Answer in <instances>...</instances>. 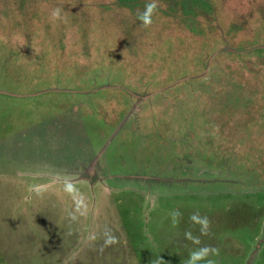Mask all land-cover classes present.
Listing matches in <instances>:
<instances>
[{
	"label": "rangeland",
	"instance_id": "1",
	"mask_svg": "<svg viewBox=\"0 0 264 264\" xmlns=\"http://www.w3.org/2000/svg\"><path fill=\"white\" fill-rule=\"evenodd\" d=\"M148 2L0 0V264H264V0Z\"/></svg>",
	"mask_w": 264,
	"mask_h": 264
},
{
	"label": "clouds",
	"instance_id": "2",
	"mask_svg": "<svg viewBox=\"0 0 264 264\" xmlns=\"http://www.w3.org/2000/svg\"><path fill=\"white\" fill-rule=\"evenodd\" d=\"M157 8V4L154 2H148L145 5L144 11L139 15V19L142 22V24L147 27L152 24V15L154 11ZM52 17L55 19H59L61 17V10L59 8L54 9L52 12ZM172 217V224L173 227L177 226L179 223V217L181 216V213L176 210L173 211L171 214ZM190 220L200 225V231L201 235H208V230L210 227V222L207 217H200L198 213L191 215ZM185 238L188 240H191L195 244H200V239L198 237H193L192 233L190 231L185 232ZM116 239L114 237H110L106 243L107 244H114L116 243ZM219 250L213 247L205 246L202 248H199L196 251H193L190 253L189 258L186 262V264H198L199 261L205 260L210 255H218ZM156 264H165V261L160 257ZM207 264H214V261L207 260Z\"/></svg>",
	"mask_w": 264,
	"mask_h": 264
}]
</instances>
